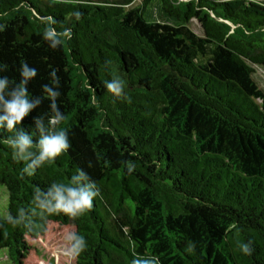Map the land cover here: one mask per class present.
Instances as JSON below:
<instances>
[{
    "label": "trees",
    "instance_id": "1",
    "mask_svg": "<svg viewBox=\"0 0 264 264\" xmlns=\"http://www.w3.org/2000/svg\"><path fill=\"white\" fill-rule=\"evenodd\" d=\"M52 27L71 33L55 49L43 39ZM25 61L37 69L33 100L56 70L57 130L71 147L29 175L0 129L10 264H264V91L253 79L264 70V2L0 0V75L18 81ZM114 79L120 96L106 87ZM49 104L25 132L47 123ZM77 169L96 183L91 208L42 215L36 191ZM70 232L86 241L76 256Z\"/></svg>",
    "mask_w": 264,
    "mask_h": 264
},
{
    "label": "clouds",
    "instance_id": "2",
    "mask_svg": "<svg viewBox=\"0 0 264 264\" xmlns=\"http://www.w3.org/2000/svg\"><path fill=\"white\" fill-rule=\"evenodd\" d=\"M70 31L58 33L54 27L47 29L43 39L48 46L55 49L61 44L60 36L70 38ZM6 65H0V72L6 70ZM52 78L51 84L43 86V97L31 99L28 84L37 76V69L30 67L25 61L19 67V79L12 80L8 76L0 75V129L13 133L8 139L14 155L22 160L28 161L24 172L31 175L34 170L45 162L53 161L61 153L70 149L67 132L57 130L65 117L57 105L60 92L57 90L59 77L56 70L49 73ZM110 93L120 96L123 92V82L114 79L106 83ZM41 99L50 101L49 109L52 113L47 123L44 117L34 118L35 131L29 134L21 127L22 121L41 104ZM39 133L34 143V133ZM99 195L96 183L91 181L88 175L77 169L76 174L70 177L68 183H52L46 191L37 190L34 195L36 207L41 210L42 215L64 214L68 217H77L92 206L93 199ZM23 219V213H21ZM85 239L75 232L66 236L65 250L73 256L85 248ZM247 251V245L244 246ZM132 264H141L133 260Z\"/></svg>",
    "mask_w": 264,
    "mask_h": 264
},
{
    "label": "rangeland",
    "instance_id": "3",
    "mask_svg": "<svg viewBox=\"0 0 264 264\" xmlns=\"http://www.w3.org/2000/svg\"><path fill=\"white\" fill-rule=\"evenodd\" d=\"M256 1L264 2V0H256ZM149 14L151 15V17L159 19L160 21L162 20L161 17L159 16V13L153 6L151 7ZM193 28L195 32L199 33V29L197 28V24H195V22L193 23ZM253 79L258 85V87L264 91V70L261 67L254 68ZM6 199H7L6 190L3 186L0 185V217L5 216L4 213L6 208V201H7ZM0 264H10L4 252H0Z\"/></svg>",
    "mask_w": 264,
    "mask_h": 264
}]
</instances>
